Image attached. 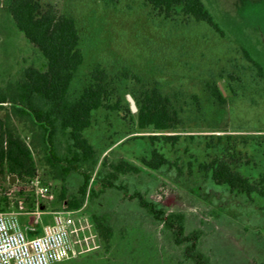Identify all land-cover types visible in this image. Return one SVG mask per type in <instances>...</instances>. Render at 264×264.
<instances>
[{"label": "rangeland", "instance_id": "rangeland-1", "mask_svg": "<svg viewBox=\"0 0 264 264\" xmlns=\"http://www.w3.org/2000/svg\"><path fill=\"white\" fill-rule=\"evenodd\" d=\"M8 1L0 0L4 92L16 85L26 68L45 70L41 53L16 29ZM38 1L76 23L83 64L70 85L69 98L80 95L98 68L106 76L108 103L114 108L94 112L84 132L98 160L91 182L97 171L100 176L95 194L76 211L91 222L93 216L109 215L110 248L104 249L95 230L94 243L82 241L72 258L57 264H189L171 245L170 235L154 225L126 192H140L167 212L182 213L186 233L202 232L200 249L210 264H264V200L216 186L198 170L199 164L219 158L253 183L264 176V77H258L243 55L245 50L264 74V0H202L221 34L186 20L178 11L165 19L146 0ZM208 85L224 92L225 105L211 97ZM153 87L169 99L179 117L175 130L157 135H176V144L160 140L152 146L148 137L156 133L138 130L135 114L127 112V95L138 98ZM9 109L8 105L0 109L1 119ZM10 119L9 126L32 153L36 172L33 179L13 182L11 175L0 172V213L26 233L28 218L42 228L51 223L52 213L66 211L59 200L62 188L67 197L76 194L83 178L72 173L65 183L55 179L32 142V127ZM154 148L172 166L145 168L141 160ZM119 161L139 172L113 174L111 165ZM105 183L114 188L103 189Z\"/></svg>", "mask_w": 264, "mask_h": 264}, {"label": "trees", "instance_id": "trees-1", "mask_svg": "<svg viewBox=\"0 0 264 264\" xmlns=\"http://www.w3.org/2000/svg\"><path fill=\"white\" fill-rule=\"evenodd\" d=\"M146 3L165 19H170L178 11L186 20L204 23L221 34L202 0H146ZM8 12L16 29L41 53L45 60V70L26 68L9 91L0 89V109L4 105L10 107L4 118H0V172H6L20 181L35 177L36 169L29 147L9 126L10 118L13 117L19 123L32 127L29 130L32 132V142L37 144L43 162L55 179L65 183L72 173L82 176L83 181L76 194L67 197L65 189L62 188L59 196L66 211H77L84 205L86 197L95 194L100 176L97 171L96 180L91 182L98 160L93 146L84 138V132L90 127L94 112L100 109L114 110L108 103L106 76L96 68L92 73L91 83L83 88L77 98H69L70 85L83 64L75 20L59 14L51 6L43 7L38 0H9ZM243 55L256 70L258 77L263 78L261 65L245 50ZM207 88L218 105H225L226 99L217 85H208ZM130 96L137 108L135 117L138 130H152L156 133L148 137L150 144L154 146L155 141L160 140L176 144L179 140L176 135H157L169 133L179 125L178 114L171 109L169 99L160 89L153 87L138 98L134 94ZM127 112L132 114L130 108ZM141 163L151 171L172 166L155 148L148 157L142 158ZM85 166L86 169L83 170ZM111 170L117 175L139 172L137 167L126 161L111 165ZM198 170L216 186L226 187L232 193L247 199L256 196L264 200V176L258 183H253L219 158L199 164ZM101 186L103 189L114 188L111 183ZM118 188L126 191L124 187ZM125 194L129 200L137 203L154 225L160 226L162 232L170 235V243L180 250L183 261L189 264H210L208 256L200 249L202 232L195 230L186 233L182 213L167 212L140 192ZM108 218L107 214L92 218L97 236L105 250H109L113 237Z\"/></svg>", "mask_w": 264, "mask_h": 264}, {"label": "built area", "instance_id": "built-area-1", "mask_svg": "<svg viewBox=\"0 0 264 264\" xmlns=\"http://www.w3.org/2000/svg\"><path fill=\"white\" fill-rule=\"evenodd\" d=\"M51 216V223L42 227L41 234L28 237L6 214L0 213V264H57L72 258L76 246L82 248V241L85 245L88 241L94 243L93 222L78 216L76 211H59Z\"/></svg>", "mask_w": 264, "mask_h": 264}, {"label": "crops", "instance_id": "crops-1", "mask_svg": "<svg viewBox=\"0 0 264 264\" xmlns=\"http://www.w3.org/2000/svg\"><path fill=\"white\" fill-rule=\"evenodd\" d=\"M42 230L40 227V224L36 222L35 220L33 221L31 218H28V237L39 235V232Z\"/></svg>", "mask_w": 264, "mask_h": 264}, {"label": "water", "instance_id": "water-1", "mask_svg": "<svg viewBox=\"0 0 264 264\" xmlns=\"http://www.w3.org/2000/svg\"><path fill=\"white\" fill-rule=\"evenodd\" d=\"M220 91H221L222 95L225 96L224 92L221 89H220ZM127 101L129 103V108H130L131 113L135 114L137 112V108H136V105H135L133 98L130 95H127ZM14 180H15V177L11 176L10 182H13Z\"/></svg>", "mask_w": 264, "mask_h": 264}]
</instances>
